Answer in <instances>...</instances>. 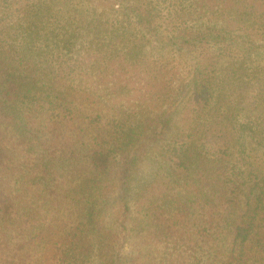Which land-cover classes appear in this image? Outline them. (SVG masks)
<instances>
[{"label":"trees","instance_id":"16d2710c","mask_svg":"<svg viewBox=\"0 0 264 264\" xmlns=\"http://www.w3.org/2000/svg\"><path fill=\"white\" fill-rule=\"evenodd\" d=\"M0 264H264V0H0Z\"/></svg>","mask_w":264,"mask_h":264}]
</instances>
